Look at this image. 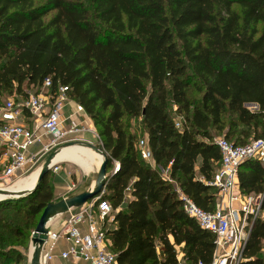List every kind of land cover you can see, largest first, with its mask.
Masks as SVG:
<instances>
[{
  "label": "trees",
  "instance_id": "obj_1",
  "mask_svg": "<svg viewBox=\"0 0 264 264\" xmlns=\"http://www.w3.org/2000/svg\"><path fill=\"white\" fill-rule=\"evenodd\" d=\"M89 3L0 0V96L50 77L83 107L108 158L103 199L113 210L106 235L116 264H178L174 247L183 263L209 264L214 237L185 215L175 185L213 211L208 182L220 153L212 133L234 145L264 137V0ZM191 88L199 98H188ZM125 117L141 119L153 165L141 159ZM159 165L170 166L172 182ZM237 183L242 195L262 196L263 213L239 264H264V163H242ZM35 190L0 202V264L18 259L24 231L52 201L43 182Z\"/></svg>",
  "mask_w": 264,
  "mask_h": 264
},
{
  "label": "built area",
  "instance_id": "obj_2",
  "mask_svg": "<svg viewBox=\"0 0 264 264\" xmlns=\"http://www.w3.org/2000/svg\"><path fill=\"white\" fill-rule=\"evenodd\" d=\"M68 93V86L55 84L53 87L51 78L46 77L39 85L25 89L23 95L13 94L2 102L0 164L5 179L24 175L38 162L44 163L46 155L64 147L89 143L102 148L83 107L73 102ZM69 105L70 113L65 115L64 109ZM252 108L253 112L258 111L257 105ZM77 115L84 116V119L75 122L73 117ZM175 127L179 128V123ZM86 134H90L91 141L85 140ZM214 144L220 153V164L208 182L216 193L214 210L199 208L177 185L175 193L185 215L214 237V253L209 264H239L250 225L261 215L262 196L242 195L237 174L245 161L264 163V137L243 145H234L219 137L214 139ZM32 146L39 148L31 153ZM137 148L141 159L153 165L147 140H139ZM112 163L115 173L119 166L116 161ZM58 169V164L50 167L54 172ZM163 178L172 182L167 176ZM71 188L75 185L71 184ZM104 191L93 202L87 201L74 211L69 210L66 219L55 230L46 227L39 264H53L56 259L73 264H116V254L109 250L110 241L106 235L113 220V210L103 199ZM32 249L30 245V254ZM176 259L178 264L183 263L181 257L176 256Z\"/></svg>",
  "mask_w": 264,
  "mask_h": 264
},
{
  "label": "rangeland",
  "instance_id": "obj_3",
  "mask_svg": "<svg viewBox=\"0 0 264 264\" xmlns=\"http://www.w3.org/2000/svg\"><path fill=\"white\" fill-rule=\"evenodd\" d=\"M89 1L90 0H86L87 4H90ZM52 15H53V13H49L44 18V20L45 21L48 20ZM25 86L26 85L23 84L21 89L24 90L26 88ZM187 95H188L189 99L199 98V94L196 93L192 88L188 90ZM9 97H10V93L3 92L0 96V103L4 102ZM168 108H169L170 118L172 120H175V116L172 112L173 107H170V104H169ZM247 109H249L250 111L254 110V108H252V107H248ZM123 123L126 127V130L130 134L134 135L135 142H138L139 140L145 138V134H146L145 133V127L142 124L141 119H131V118L125 117L123 120ZM212 134L214 136V139H217L219 137H224L223 134L218 135L214 132ZM236 137H238V133H235L234 137H232L230 141H233ZM90 138H91L90 134L85 135L86 141H88V140L91 141ZM251 139H252V136L249 135L246 139H245V136H243L242 140L246 142V141H249ZM78 142H80V141H78ZM38 148H39L38 146H32L29 150L31 153H34ZM95 153L100 156V159L102 161V157L99 154V152H95ZM67 155L69 157H67ZM67 155L64 157V159H67L69 161L72 160V161L76 162L78 165L74 164V163L64 162L61 165H59V169L56 172H54L53 170H48L46 175L43 177V180H42L43 185L46 186V188L49 190V192L52 195V201H50V203H48L47 205L55 204V203L59 202L60 200L65 199L68 196H73V194H78L81 192L89 191V189H90L89 185L84 186L87 178L84 177V173L82 171L83 169L81 168L84 166L81 163L82 161L77 160L78 157L76 156V154L73 151H71V153H68ZM46 157H47V155L45 156V159H46ZM58 159H56V161H58ZM42 163L43 162L40 161L36 165H34L30 169H28V171L24 175L17 176L16 178H10V179H5L3 177L2 167L0 164V188L6 187L5 188L6 191H13V193L25 192L24 190L31 188L34 185ZM169 169H170V166H161V165L157 166V171L161 176H167L168 177ZM94 170L96 173L97 172L96 166H94ZM106 174H107V171H106ZM176 178H177V176H175L172 179L175 180ZM93 181L94 180H92V182ZM105 182H106V180H105ZM71 184H74L75 188L72 189ZM103 189H105V184H104V187L99 191V193H97L95 196H93L88 201L93 202L96 199V197L99 196V194L101 193V191ZM106 193H107V191L105 189L104 195H103L104 197H105ZM24 203H26V202H24ZM234 207H236V205ZM75 209H76L75 207L71 208L70 211H74ZM62 213H60L59 216H56L55 218H53V221L51 220L52 222L47 226H49L51 229L58 228L60 222L63 219H66V217L68 215V212H66L64 214H62ZM41 214L38 216V218H36L30 222V226H32V228L29 229L28 231H24L25 236L23 237V239H21V243L19 244L20 246L16 247V250H17V253L19 254V257L17 260L15 257L10 258V260L12 261V264H29L30 245H31L29 235H30L31 231L33 230L34 225L39 220ZM260 214H261L260 216H263L262 212ZM174 249L176 252V256H179V257L182 256V253L180 252L179 247H174ZM63 264H66V262H63ZM182 264H187V263H182Z\"/></svg>",
  "mask_w": 264,
  "mask_h": 264
},
{
  "label": "water",
  "instance_id": "obj_4",
  "mask_svg": "<svg viewBox=\"0 0 264 264\" xmlns=\"http://www.w3.org/2000/svg\"><path fill=\"white\" fill-rule=\"evenodd\" d=\"M244 106H245V108L255 107L256 104L250 103V104H245ZM83 146H86V147H89V148H92L94 150H98L101 152V155H102L101 165L99 167V170L95 173V175H93L94 181L101 179V182H100L98 188L94 192L85 191V192H81L78 194H73L74 198H72V201L69 203V209L66 210L65 212H63L62 214L68 212L71 208H74V207L76 208V207L83 205L85 202H87L89 199H91L93 196H95L97 193H99V191L104 187V184H105V180L107 177L106 167H107V163H108L107 155L104 153L103 149L100 147H96V146L89 144V143H85ZM56 153H57L56 151H53L46 157V159L44 161L45 164L39 173L37 183L34 185V187L31 190L26 191V192L8 194L4 198H1L0 202L5 201V200H10V199L22 198L26 195L31 194L33 191H35V189L41 184L43 177L46 175L48 170H50V167L49 168L47 167V163H48L49 159ZM62 200H60V201H62ZM59 202H57V203H59ZM55 204L46 205V207L43 209V212H42V214H41V216H40V218H39V220L35 226V229H34L32 235H31L30 244L33 247V249H32V252L30 254L29 264H39L38 263L39 262V254H40L41 247H42L44 240H45V233L47 231V229L44 227H45V222H46L48 210ZM250 229H249V231H250Z\"/></svg>",
  "mask_w": 264,
  "mask_h": 264
},
{
  "label": "crops",
  "instance_id": "obj_5",
  "mask_svg": "<svg viewBox=\"0 0 264 264\" xmlns=\"http://www.w3.org/2000/svg\"><path fill=\"white\" fill-rule=\"evenodd\" d=\"M70 108H71L70 105L65 107V109H64L65 115H68L70 113ZM73 119L75 122L80 121V120L84 119V116L77 115V116L73 117ZM71 151H73L76 154V156L78 157L77 160L82 161L81 163L84 165V166L82 165L83 167L80 166L83 169L82 171L84 173V177L87 178L84 186H88V185L91 186L95 182V181L92 182V180L94 179L93 175L95 174L94 166H96L97 170H98L99 166H100L101 159H100V156L98 154H96L93 150L89 149L88 147L83 146V145H74V146L64 147L59 152L56 153V155L53 158L54 160L52 159V161H51V164L61 165L64 162L77 164L76 162H74L72 160L69 161L67 159H64V157L68 153H71ZM67 157H69V156L67 155ZM56 159H58V161H56ZM28 190H30V188H28L24 191L26 192ZM11 192H13V191H11ZM60 213L56 214L53 218H55L56 216H59ZM52 221H53V219H52ZM55 229L56 228H54V230ZM180 257L182 259V256H180ZM63 262H66V264L67 263L73 264V262H71V261H62L59 259H56L53 264H63ZM79 264H81V263H79Z\"/></svg>",
  "mask_w": 264,
  "mask_h": 264
},
{
  "label": "bare ground",
  "instance_id": "obj_6",
  "mask_svg": "<svg viewBox=\"0 0 264 264\" xmlns=\"http://www.w3.org/2000/svg\"><path fill=\"white\" fill-rule=\"evenodd\" d=\"M88 148H89V147H88ZM89 149H91V150H93V151H95V152H99V154L101 155V152H100V151H98V150H94V149H92V148H89ZM55 155H56V154H54V155L49 159V161H48V163H47V167H48V168L53 166V164H51V161H52V159L54 158ZM101 157H102V155H101ZM101 162H102V161H101ZM44 164H45V163H42V165H41V167H40V169H39V172H38V175H37V178H36V181H35L34 185L37 183V179H38L39 173H40L41 169L43 168ZM100 165H101V163H100ZM99 167H100V166H99ZM98 170H99V169H98ZM98 170H97V171H98ZM100 182H101V179L96 180L91 186H89V187H90L89 191H90V192H94V191L98 188ZM34 185L30 188V190L34 187ZM5 188H6V187L0 188V199H1V198H4V197L7 196L8 194H14V193L11 192V191H6ZM28 191H29V190H28ZM72 198H74V196H68V197H66L65 199H63L62 201H60L59 203H56L55 205H53V206L48 210V214H47V218H46V222H45V227H44V228H46L47 225L50 224L51 220L53 219V217H54L56 214H58V213H60V212H61V213H62V212H65L66 210L69 209V203L72 201Z\"/></svg>",
  "mask_w": 264,
  "mask_h": 264
}]
</instances>
